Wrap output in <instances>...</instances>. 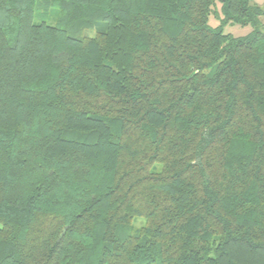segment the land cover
<instances>
[{
    "label": "trees",
    "instance_id": "obj_1",
    "mask_svg": "<svg viewBox=\"0 0 264 264\" xmlns=\"http://www.w3.org/2000/svg\"><path fill=\"white\" fill-rule=\"evenodd\" d=\"M263 19L0 0V264H264Z\"/></svg>",
    "mask_w": 264,
    "mask_h": 264
},
{
    "label": "rangeland",
    "instance_id": "obj_2",
    "mask_svg": "<svg viewBox=\"0 0 264 264\" xmlns=\"http://www.w3.org/2000/svg\"><path fill=\"white\" fill-rule=\"evenodd\" d=\"M255 3L264 6V0H253ZM218 10H221V5L219 4ZM212 26H221V29L224 31L226 34H231L235 37H240V36H246L254 31V27L252 25H240L237 23H225L221 24L220 19L217 18H212L210 21ZM261 30L264 31V19H263V26L261 27Z\"/></svg>",
    "mask_w": 264,
    "mask_h": 264
}]
</instances>
